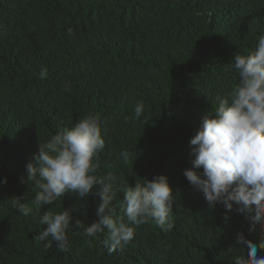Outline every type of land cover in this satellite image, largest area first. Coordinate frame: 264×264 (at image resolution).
<instances>
[{"label": "trees", "instance_id": "trees-1", "mask_svg": "<svg viewBox=\"0 0 264 264\" xmlns=\"http://www.w3.org/2000/svg\"><path fill=\"white\" fill-rule=\"evenodd\" d=\"M262 34L264 0H0V264H233L238 233L257 244L259 225L251 229L235 204L225 222L223 205L210 208L183 173L202 115L238 82L232 58L254 51ZM89 114L107 130L95 174L130 186L165 175L172 227L132 225L134 240L110 253L107 230L87 238L73 226L61 252L50 237L35 239L46 227L40 215L71 209L87 227L100 198L65 194L37 207L25 166L39 144ZM122 202L117 191L115 217L126 220Z\"/></svg>", "mask_w": 264, "mask_h": 264}, {"label": "clouds", "instance_id": "clouds-1", "mask_svg": "<svg viewBox=\"0 0 264 264\" xmlns=\"http://www.w3.org/2000/svg\"><path fill=\"white\" fill-rule=\"evenodd\" d=\"M232 66L238 82L219 98L214 110L202 115L201 125L190 139L194 159L183 174L202 192L210 208L223 205L225 222L235 204L237 211L249 217L251 229L259 225L264 233V34L258 38L254 51L234 55ZM45 72L42 70V74ZM142 112L143 105L137 104L135 117H141ZM106 135L99 118L89 114L39 144L38 153L25 166L27 180L38 189L32 202L35 206L52 205L65 194L78 198L94 194L100 203L96 207L97 220L87 227L79 219L74 220L71 209L58 213L46 210L38 221L46 227L35 239L44 242L50 237L59 251L67 252L71 227L83 229L87 238L107 230L106 243L111 253L134 240L132 225L152 223L161 230L172 227L173 190L165 175L130 186L112 173L95 174L98 165L94 158L104 149ZM120 155L125 162L130 157L127 150ZM6 182V177L0 179V184ZM117 191L123 194L121 207L126 220L115 217L113 201ZM12 204L23 216L33 211L21 198L14 199ZM236 244L243 251L234 257L233 264H264V256H257L258 249H264V235L253 244L238 233Z\"/></svg>", "mask_w": 264, "mask_h": 264}]
</instances>
